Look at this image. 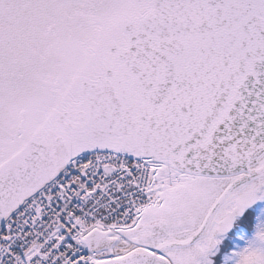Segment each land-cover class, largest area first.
Listing matches in <instances>:
<instances>
[{
	"label": "snow or ice",
	"instance_id": "6c2138e0",
	"mask_svg": "<svg viewBox=\"0 0 264 264\" xmlns=\"http://www.w3.org/2000/svg\"><path fill=\"white\" fill-rule=\"evenodd\" d=\"M0 264H264V0H0Z\"/></svg>",
	"mask_w": 264,
	"mask_h": 264
}]
</instances>
